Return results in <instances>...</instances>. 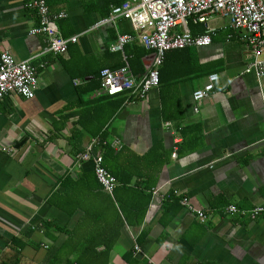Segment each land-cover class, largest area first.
<instances>
[{"label": "crops", "instance_id": "crops-1", "mask_svg": "<svg viewBox=\"0 0 264 264\" xmlns=\"http://www.w3.org/2000/svg\"><path fill=\"white\" fill-rule=\"evenodd\" d=\"M29 1L0 0V55L46 63L34 98L0 100V264L89 262L83 249L106 239L91 227L113 222L117 197L129 206L148 193L142 223L126 224L94 264H264V215L251 216L264 206V77L245 72L253 56L242 31L213 17L212 43L169 51L145 98L110 96L99 91L103 68L126 55L140 78L154 57L138 41L111 50L119 34H136L126 19L102 22L127 0H47L51 14H67L59 37L78 38L61 55H41L46 36L31 33L40 18ZM211 73L219 80L196 112L193 93ZM99 154L117 180L113 197L96 176ZM158 187L179 196L155 197Z\"/></svg>", "mask_w": 264, "mask_h": 264}, {"label": "built area", "instance_id": "built-area-1", "mask_svg": "<svg viewBox=\"0 0 264 264\" xmlns=\"http://www.w3.org/2000/svg\"><path fill=\"white\" fill-rule=\"evenodd\" d=\"M28 6L37 9L40 18L39 25L34 27L31 33H43L46 36V46L41 55L67 53L69 44L78 40L76 36L64 39L58 35L57 21L67 14L63 11L51 14L47 0H30ZM216 16L229 17L232 27L236 31H242V39L253 56L245 72H253L258 78L264 77V0H127L112 7L109 17L102 22L112 23L117 19H126L131 22L136 34H119L111 50L123 52L127 44L138 41L154 53L152 66L142 77L136 78L131 72L128 57L124 55L125 63L121 68L106 67L100 71L99 91L110 96L131 91L136 96L145 98L159 85L160 68L165 63L169 51L203 47L212 43L210 33L214 28L209 26V22ZM190 22L204 24L207 30L205 33L194 35L189 30ZM45 67V62L35 65L31 59L19 60L10 49L4 50L0 55V100L12 94L34 98L40 71ZM218 80V73L209 74L207 83L193 93L196 112L200 110L203 100L214 92ZM91 148L79 158L90 159ZM93 161L97 179L105 191L113 195L117 186L116 178L105 168L100 154L94 156ZM152 194L161 199L179 196L178 191L173 194L162 192L159 187L152 189ZM180 203L189 206L186 197H182ZM194 210L200 218L205 219L203 211ZM227 211L237 213L240 209L231 205ZM261 214L264 215V206H256L251 211L252 217ZM141 252V247L136 243L135 255Z\"/></svg>", "mask_w": 264, "mask_h": 264}, {"label": "trees", "instance_id": "trees-1", "mask_svg": "<svg viewBox=\"0 0 264 264\" xmlns=\"http://www.w3.org/2000/svg\"><path fill=\"white\" fill-rule=\"evenodd\" d=\"M161 75V71H160ZM161 81V77H160ZM110 196H114L110 195ZM146 203L142 202L141 204L138 203V199L133 200L129 206L126 205V202H124L121 198L115 199V205L114 206V219L113 222H101L100 227H91L93 230H95L96 237L98 236H104L106 239L104 240V248L102 250H98L99 245L101 242H97L94 245H90L86 249H83L85 251V256L90 259L89 262H87V259H81V263L78 264H94L97 259H101L102 257H107L111 251L114 248V244L117 242V239L120 236L121 231L125 227L126 224L131 225H139L142 223L146 209L149 205L151 194L148 193V195H145ZM119 204L120 209L123 212V218L121 217V214L118 211V208L116 207V204ZM109 229V230H108ZM112 235V237H111ZM95 237V238H96ZM109 237V238H108ZM108 238V239H107ZM93 261L91 262V260ZM80 260V259H78ZM73 264V263H70Z\"/></svg>", "mask_w": 264, "mask_h": 264}, {"label": "rangeland", "instance_id": "rangeland-1", "mask_svg": "<svg viewBox=\"0 0 264 264\" xmlns=\"http://www.w3.org/2000/svg\"><path fill=\"white\" fill-rule=\"evenodd\" d=\"M217 18H218V19H217V22H219V23H220V20H219V19H220V17H217ZM205 49H206V48H205Z\"/></svg>", "mask_w": 264, "mask_h": 264}]
</instances>
